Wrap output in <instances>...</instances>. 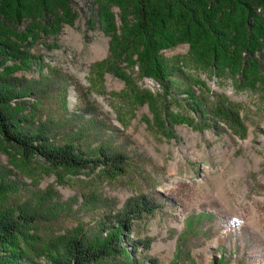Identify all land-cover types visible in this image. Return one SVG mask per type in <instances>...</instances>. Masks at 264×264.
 <instances>
[{
    "label": "rangeland",
    "instance_id": "obj_1",
    "mask_svg": "<svg viewBox=\"0 0 264 264\" xmlns=\"http://www.w3.org/2000/svg\"><path fill=\"white\" fill-rule=\"evenodd\" d=\"M99 3L109 4L120 34L96 22ZM72 10L73 19L59 31L41 30L27 42L33 62L13 73L64 76L67 91L52 93L45 115L65 119L64 113L93 105L108 125L109 143L125 148L133 170L109 180L99 168L59 170L43 158L25 159L0 138V163L10 169L17 192L0 205L33 190L52 193L58 210L45 230L56 235L89 224L96 215L87 211L90 199L121 207L128 197L158 191L177 204L149 215L141 230L152 240L145 254L157 264H264V4L217 13L228 38L220 56L206 40L205 48L180 39L163 49L175 68L169 89L142 73L135 46L122 49L121 6L73 0ZM194 99L203 113L191 108ZM200 212L199 222L192 215ZM35 264L54 263L41 255Z\"/></svg>",
    "mask_w": 264,
    "mask_h": 264
},
{
    "label": "trees",
    "instance_id": "obj_2",
    "mask_svg": "<svg viewBox=\"0 0 264 264\" xmlns=\"http://www.w3.org/2000/svg\"><path fill=\"white\" fill-rule=\"evenodd\" d=\"M109 1L124 11L122 49L135 46L142 73L156 78L165 89H169L175 68L163 49L180 39L205 48L206 40L212 44L213 55L220 56L219 50L228 49V38L217 13L244 5L250 12L252 7L264 4V0ZM72 2L0 0V138L25 159L43 158L59 170L99 168L103 179H114L133 170V162L124 147L109 143L105 135L108 125L93 105L83 106L81 112L64 113V116L69 114L65 119L46 116L44 108L52 93L67 91L65 77L55 71L41 72L40 78L33 79L13 73L15 67L29 68L33 62L27 42L36 39L41 30L57 32L62 23L73 19ZM98 6L96 22L112 36L120 34L109 4ZM249 25H252L250 20ZM192 103L193 110L203 113L202 103L195 99ZM89 111L96 114L87 116ZM218 115L230 122L228 115L215 111L216 118ZM232 121L234 124L239 119ZM10 175V169L0 163V200L17 194ZM18 200L0 205V264H35L41 255L54 264H147V259L157 264L155 257L145 254L152 240L141 234L144 233L141 230L149 215L164 208L166 203L177 204L175 197H164L158 191H143L128 197L121 207L90 199L87 211L96 215L89 224L55 235L45 230L58 210L52 193L33 190ZM100 205H103L102 213L97 214ZM204 214L200 212L192 217Z\"/></svg>",
    "mask_w": 264,
    "mask_h": 264
},
{
    "label": "bare ground",
    "instance_id": "obj_3",
    "mask_svg": "<svg viewBox=\"0 0 264 264\" xmlns=\"http://www.w3.org/2000/svg\"><path fill=\"white\" fill-rule=\"evenodd\" d=\"M94 49H95V51H96V50H104L103 47H102V48L96 47V48H94Z\"/></svg>",
    "mask_w": 264,
    "mask_h": 264
}]
</instances>
